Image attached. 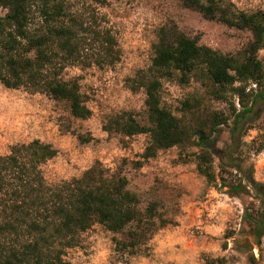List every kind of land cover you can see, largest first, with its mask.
I'll use <instances>...</instances> for the list:
<instances>
[{"label": "trees", "instance_id": "1", "mask_svg": "<svg viewBox=\"0 0 264 264\" xmlns=\"http://www.w3.org/2000/svg\"><path fill=\"white\" fill-rule=\"evenodd\" d=\"M181 1L206 17L248 30L250 40L236 52L223 54L198 44L174 25L159 26L150 64L126 78L131 91L144 92L145 122L124 110L110 115L102 129L125 136L147 134L143 159L161 149L195 146V169L207 184L229 196L252 198L241 219L252 244L260 246L264 184L254 179L249 155L264 150V62L258 57L264 49V10H239L230 0ZM104 3L0 0L6 9L0 15V83L42 92L63 101L72 117H89L78 78L65 79L62 72L70 66L103 67L119 60L116 38L95 6ZM191 78L201 82L203 92L182 100L181 114L175 115L162 104V83L176 80L185 85ZM210 100L228 102L230 112L213 108ZM221 126L228 127L224 149L216 145ZM253 129L257 133L247 142L244 137ZM77 137L81 142L91 139ZM56 151L50 143L33 139L0 155V264H69L65 251L77 246L81 234L94 224L119 234L113 238L116 249L134 255L147 247L158 229L173 223L159 212L156 201L143 205L125 176L99 160L79 176L46 182L40 165ZM233 245L252 248L247 238H235ZM223 260L205 258V264Z\"/></svg>", "mask_w": 264, "mask_h": 264}, {"label": "rangeland", "instance_id": "2", "mask_svg": "<svg viewBox=\"0 0 264 264\" xmlns=\"http://www.w3.org/2000/svg\"><path fill=\"white\" fill-rule=\"evenodd\" d=\"M230 1L239 10H264V0ZM95 6L103 24L116 38L119 60L111 66H70L62 72L65 79L78 78L90 116L74 118L63 101L0 83V155L8 153L14 144L33 139L50 143L56 154L40 165L43 177L50 184L79 176L99 160L109 170L120 171L125 176L127 187L143 205L156 201L159 212L173 223L158 229L147 247L134 255L116 249L113 238L120 237L119 234L94 224L81 234L77 246L65 251L64 259L69 264H205V258L223 257L220 264H264V234L260 246L253 245L248 227L241 219L244 206L252 198L246 194L229 196L223 189L207 184L195 169V146H173L143 159L147 134L125 136L102 129L110 115L124 110L145 122L144 92L131 91L126 78L150 64L159 26L174 25L198 44L223 54H232L245 46L251 38L250 32L206 17L181 0H105L104 4ZM5 11L0 6V15ZM258 57L264 62V49L258 51ZM202 92L201 82L195 78L185 85L164 80L162 104L179 115L181 101ZM208 104L225 113L231 110L226 101L210 100ZM256 133V129L250 130L244 140L249 142ZM80 134L91 139L81 142L77 137ZM228 142V127L221 126L216 145L224 149ZM216 163L215 158V166ZM249 163L254 179L264 184V150L250 154ZM235 238H247L251 250L246 245L235 248Z\"/></svg>", "mask_w": 264, "mask_h": 264}]
</instances>
